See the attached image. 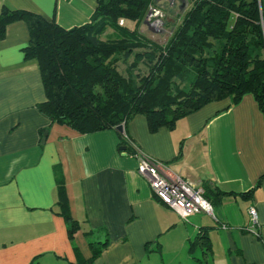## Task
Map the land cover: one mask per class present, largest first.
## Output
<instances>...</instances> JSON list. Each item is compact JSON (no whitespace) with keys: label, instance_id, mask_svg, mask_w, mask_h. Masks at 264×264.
Returning <instances> with one entry per match:
<instances>
[{"label":"crops","instance_id":"obj_1","mask_svg":"<svg viewBox=\"0 0 264 264\" xmlns=\"http://www.w3.org/2000/svg\"><path fill=\"white\" fill-rule=\"evenodd\" d=\"M3 5L70 30L89 23L97 0H0V11ZM28 40L24 22L7 26L0 40V264H77L95 249L92 264H264V117L250 94L230 107L208 104L171 130L150 132L137 115L122 134H79L37 110L45 94L37 62L23 55ZM123 135L166 172L222 193L213 215L184 221L155 199ZM58 181L78 224L72 236ZM201 232L207 257L206 248L190 249Z\"/></svg>","mask_w":264,"mask_h":264},{"label":"trees","instance_id":"obj_2","mask_svg":"<svg viewBox=\"0 0 264 264\" xmlns=\"http://www.w3.org/2000/svg\"><path fill=\"white\" fill-rule=\"evenodd\" d=\"M262 1L188 0L190 8L179 16V24L162 46L138 30L156 0H97L89 23L70 30L3 5L0 40L10 24L27 25L29 40L23 55L37 62L45 94L37 110L51 123L79 134L121 125L124 129L137 115L145 117L150 132L171 130L177 120L208 104L227 101L230 107L246 94L255 99L264 117ZM107 29L113 32L112 38L102 40ZM138 49L146 51L135 52ZM120 56L125 61L130 56L134 62L149 61L147 74L132 75L133 61L126 75L119 72ZM183 82L187 85L180 88ZM121 143L132 154L127 143ZM202 189L212 206L224 196L210 187ZM253 191L241 195L248 197ZM58 206L72 236L78 224L69 215L60 181ZM195 246L206 248L204 256H208L206 232L196 236L190 249ZM99 253L95 249L89 259L77 264H92Z\"/></svg>","mask_w":264,"mask_h":264},{"label":"built area","instance_id":"obj_3","mask_svg":"<svg viewBox=\"0 0 264 264\" xmlns=\"http://www.w3.org/2000/svg\"><path fill=\"white\" fill-rule=\"evenodd\" d=\"M261 4L264 7V0ZM122 137L132 149L131 157L137 161V174L147 181L155 199L184 221L193 215H213V207L204 198L202 188L194 186L179 175L166 172L163 164L139 150L126 135ZM248 215L251 224L255 226L257 212L254 207L248 209Z\"/></svg>","mask_w":264,"mask_h":264},{"label":"rangeland","instance_id":"obj_4","mask_svg":"<svg viewBox=\"0 0 264 264\" xmlns=\"http://www.w3.org/2000/svg\"><path fill=\"white\" fill-rule=\"evenodd\" d=\"M189 8L190 5L188 4V0L159 1L153 6L152 9L149 10V18H147L146 16L144 21L139 25V33L145 38L152 41L153 43L162 46L167 42L175 27L179 24V16L185 11H187ZM120 23L123 24V21H120ZM157 23L158 25H155ZM128 26L129 28H133V24H128ZM112 35L113 32L110 29H107L101 39L107 40L108 38H112ZM214 45V47L217 48V43H215ZM137 51L143 52L146 50H135V52ZM131 64L133 68V70H131L132 75H136L137 72H140L142 75L147 74L149 61L145 59H140L139 61L134 62V58L130 56L125 61L122 60L120 56L116 65L118 71L126 75V71H128V66ZM187 73L192 74L194 73V70ZM176 83L179 84L178 81ZM186 85L187 83L183 82L179 85V87L183 88Z\"/></svg>","mask_w":264,"mask_h":264},{"label":"water","instance_id":"obj_5","mask_svg":"<svg viewBox=\"0 0 264 264\" xmlns=\"http://www.w3.org/2000/svg\"><path fill=\"white\" fill-rule=\"evenodd\" d=\"M156 1L159 2V1H162V0H156ZM168 1H172V0H168ZM149 16H150V15L148 14V15H147V18H149ZM147 18H146V19H147ZM145 22H146V21H145ZM116 131L122 134V133H123V126H122V125H121V126H118V127L116 128ZM44 136L46 137V132L44 133ZM44 140H45V138L42 139V143L44 142ZM122 150H123V148H122Z\"/></svg>","mask_w":264,"mask_h":264},{"label":"bare ground","instance_id":"obj_6","mask_svg":"<svg viewBox=\"0 0 264 264\" xmlns=\"http://www.w3.org/2000/svg\"><path fill=\"white\" fill-rule=\"evenodd\" d=\"M155 25H158V23H157V24H155Z\"/></svg>","mask_w":264,"mask_h":264}]
</instances>
